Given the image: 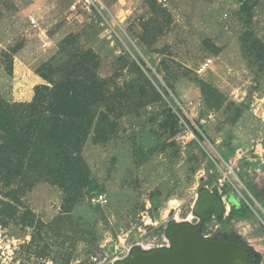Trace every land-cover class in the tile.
<instances>
[{"label":"rangeland","instance_id":"1","mask_svg":"<svg viewBox=\"0 0 264 264\" xmlns=\"http://www.w3.org/2000/svg\"><path fill=\"white\" fill-rule=\"evenodd\" d=\"M100 1L110 31L99 25V12L73 13L69 0H0V90L9 100L32 99L35 86L44 82L38 68L59 56V44L69 35L93 48L100 74L119 85L133 77L126 61L144 59L146 73L154 82L152 75L158 77L164 95L126 112L107 142L87 141L85 159L106 188L107 201L99 209L84 198L66 212L59 186L39 182L22 193L0 178V209L9 202L16 210L14 216H0L3 225L13 236H30L24 259L89 264L96 253L112 259L138 237L160 239L167 225L193 219L199 192L207 188L221 193L228 208L205 223L204 233L240 236L264 264V72L257 75L241 50L248 29L241 0H157L172 21L151 45L138 37L143 19L155 12L150 0ZM250 28L264 41V0L255 6ZM201 81L224 94V106L209 104ZM229 102L241 112L227 107ZM188 132L194 135L180 142L178 136ZM238 152V165L231 169L228 160ZM230 194L248 210L234 211Z\"/></svg>","mask_w":264,"mask_h":264},{"label":"trees","instance_id":"2","mask_svg":"<svg viewBox=\"0 0 264 264\" xmlns=\"http://www.w3.org/2000/svg\"><path fill=\"white\" fill-rule=\"evenodd\" d=\"M150 2L155 14L143 19L142 33L138 34L140 41L147 45L156 42L172 21L166 7L157 0ZM258 2L241 0L240 14L248 27L241 36V50L249 67L260 75L264 72V41L249 29ZM21 47L19 45L13 53ZM154 50L160 52L157 48ZM58 54L38 68L37 73L44 82L35 86L31 100L11 101L0 90V178L5 186L16 184L22 193L39 182L57 185L64 193L63 208L68 212L84 198L91 204V199L106 190L92 175L85 159L83 151L87 141L91 138L95 143L107 142L118 131L119 120L126 112L161 101L164 95L158 77L152 75L154 82L146 73L150 69L144 59L126 61L133 77L119 85L100 74L99 54L93 48L80 46L77 36L64 38ZM165 81L170 87V81ZM201 85L213 108L224 106L226 97L218 88L205 81H201ZM237 105L229 102L227 107L239 113L241 108ZM167 113L171 117L172 109ZM17 194L15 192L16 199ZM228 198L234 211L248 210L242 203H235L232 194ZM4 204L9 207L0 209V216H14L16 210L10 208L9 202ZM100 206L94 204L97 209ZM27 214L32 215V212ZM176 224L169 225L168 234L169 228ZM223 237L243 243L252 264L261 263L260 254L253 246L242 242L240 236L224 234Z\"/></svg>","mask_w":264,"mask_h":264},{"label":"water","instance_id":"3","mask_svg":"<svg viewBox=\"0 0 264 264\" xmlns=\"http://www.w3.org/2000/svg\"><path fill=\"white\" fill-rule=\"evenodd\" d=\"M227 200L219 193L203 188L194 212L203 220L223 217ZM173 248L150 252L134 248L131 255L117 264H252L248 248L241 242L204 237L198 225L182 222L169 228Z\"/></svg>","mask_w":264,"mask_h":264},{"label":"built area","instance_id":"4","mask_svg":"<svg viewBox=\"0 0 264 264\" xmlns=\"http://www.w3.org/2000/svg\"><path fill=\"white\" fill-rule=\"evenodd\" d=\"M69 10L73 13H96L99 12V15L101 17V21L99 25L106 26V28L110 31L108 26H111V23H108L109 20L107 19L105 13L103 12L104 6L101 3L100 0H69ZM32 26L35 28H39L38 20L35 18H31ZM49 43L46 42L45 45L47 46ZM193 132L180 134L178 136V140L180 142H185L184 139L190 140L192 137ZM241 154L238 152L236 156L231 157L228 160V167L233 169L234 167H237L238 161ZM223 185V183H221ZM219 193V192H218ZM221 194V193H219ZM94 203L103 204L107 201L106 194L101 193L97 196H95L93 199ZM211 218H217L215 215H213ZM202 218L198 215H194L193 219L186 218L181 221H177L175 223H182V222H189L193 225H200ZM208 220L204 221V224L202 226V233L204 237L212 238L211 234H205L204 233V225L207 223ZM170 225V224H169ZM165 228V232L162 235V237L159 239L157 236H155L152 239L145 240L143 237L136 238L132 244H129L128 246H124L123 249L119 251H115V256L112 259L108 260V257L105 258L102 257V254H94L91 256L89 264H117L119 262L125 261L130 255L134 248H138L141 251L144 252H150L158 249L168 250L173 248V241L171 237L169 236L167 229L169 227ZM30 241V236H27L26 238L16 237L11 235L8 232V229L0 223V264H33L31 261H26L22 255L23 253V247L28 244ZM41 264H54V260H43Z\"/></svg>","mask_w":264,"mask_h":264},{"label":"flooded vegetation","instance_id":"5","mask_svg":"<svg viewBox=\"0 0 264 264\" xmlns=\"http://www.w3.org/2000/svg\"><path fill=\"white\" fill-rule=\"evenodd\" d=\"M221 196H223V195H221ZM228 200H229V198H228ZM204 221H206V220L202 219L201 222H200V225H198V226H200L202 228V226L204 224ZM214 239L224 240V237L223 236H219V237H215Z\"/></svg>","mask_w":264,"mask_h":264}]
</instances>
